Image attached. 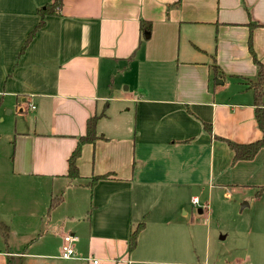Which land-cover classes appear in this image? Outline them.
<instances>
[{"label": "crops", "instance_id": "0c3cea01", "mask_svg": "<svg viewBox=\"0 0 264 264\" xmlns=\"http://www.w3.org/2000/svg\"><path fill=\"white\" fill-rule=\"evenodd\" d=\"M52 1L0 0V264H185L193 198L264 185V150L232 164L222 141L261 137L249 42L264 64V0H62L21 53Z\"/></svg>", "mask_w": 264, "mask_h": 264}, {"label": "rangeland", "instance_id": "374dc122", "mask_svg": "<svg viewBox=\"0 0 264 264\" xmlns=\"http://www.w3.org/2000/svg\"><path fill=\"white\" fill-rule=\"evenodd\" d=\"M261 186L203 189L198 196L199 204H206L203 213L200 205L187 210L197 226L182 262L264 264V190L256 197Z\"/></svg>", "mask_w": 264, "mask_h": 264}, {"label": "trees", "instance_id": "16d2710c", "mask_svg": "<svg viewBox=\"0 0 264 264\" xmlns=\"http://www.w3.org/2000/svg\"><path fill=\"white\" fill-rule=\"evenodd\" d=\"M61 8H62V0H53L50 4H47L43 8L38 10L39 22L34 27V29L28 34L27 39L21 49V53H23L24 49L28 46V44L31 42V40L36 35V33L42 27H44L45 18L47 16L57 14ZM140 29L141 31H143V33L144 32L148 33L150 31V25L147 22H141ZM249 50L253 58L254 65L256 67L255 79L249 81L250 83L249 87L250 89L253 90V106L255 108V121L257 128L261 132V137L260 139L248 144H237L231 141L222 140L223 142L226 143L228 149L233 154L232 164H235L240 161H251L254 159V157L257 155L259 151L264 150V64L259 62L257 58L254 56V52L252 51L250 42H249ZM213 69L217 74L219 73L218 67L216 65H214ZM98 117L99 116L95 115L87 120L85 133L83 136L79 137L76 148L68 158V177L70 180H75L78 177L76 160L80 155L81 147L84 144L93 143L98 138V136L96 135V121ZM204 128L208 132L211 130L209 124L208 125L205 124ZM108 178H109L108 174L103 176L93 177L90 178L87 185L89 187H93L98 181L106 180ZM263 190H264V185L260 187V189L256 193V197H259L263 192ZM60 200L61 197L53 198L50 201L47 214H50V212L56 207V205L60 202ZM143 227H144V223H139L136 226V228L133 231H131L128 240L129 251H132L136 247L137 237L139 233L142 231ZM0 235L4 240H6L8 235V226L1 221H0Z\"/></svg>", "mask_w": 264, "mask_h": 264}, {"label": "built area", "instance_id": "2783aa9c", "mask_svg": "<svg viewBox=\"0 0 264 264\" xmlns=\"http://www.w3.org/2000/svg\"><path fill=\"white\" fill-rule=\"evenodd\" d=\"M193 202L195 203L194 205H196L197 203V199L194 198ZM77 238L75 236L72 235H67L64 237L63 241L64 244L61 247V258L63 259H70L74 256V250L71 246V244L76 240ZM96 263V262H94Z\"/></svg>", "mask_w": 264, "mask_h": 264}, {"label": "water", "instance_id": "95a60500", "mask_svg": "<svg viewBox=\"0 0 264 264\" xmlns=\"http://www.w3.org/2000/svg\"><path fill=\"white\" fill-rule=\"evenodd\" d=\"M246 205H247V204H244L243 207L246 206Z\"/></svg>", "mask_w": 264, "mask_h": 264}]
</instances>
